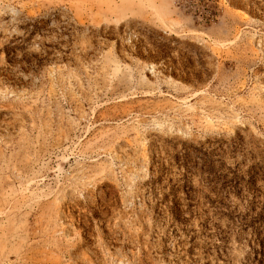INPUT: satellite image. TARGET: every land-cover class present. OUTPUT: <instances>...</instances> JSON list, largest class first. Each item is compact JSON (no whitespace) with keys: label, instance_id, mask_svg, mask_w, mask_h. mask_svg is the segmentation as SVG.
<instances>
[{"label":"rangeland","instance_id":"374dc122","mask_svg":"<svg viewBox=\"0 0 264 264\" xmlns=\"http://www.w3.org/2000/svg\"><path fill=\"white\" fill-rule=\"evenodd\" d=\"M0 264H264V0H0Z\"/></svg>","mask_w":264,"mask_h":264}]
</instances>
